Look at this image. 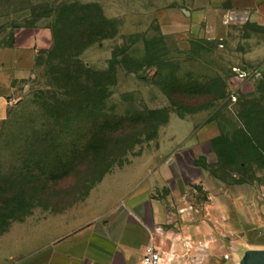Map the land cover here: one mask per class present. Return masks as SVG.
<instances>
[{
  "label": "rangeland",
  "instance_id": "rangeland-1",
  "mask_svg": "<svg viewBox=\"0 0 264 264\" xmlns=\"http://www.w3.org/2000/svg\"><path fill=\"white\" fill-rule=\"evenodd\" d=\"M72 3L100 6L105 17L118 27L115 38L96 42L79 56L86 66L104 71L113 52L127 51L117 58V81L110 88L107 103L117 113L144 107L170 109L169 99L157 84L172 75L184 83L208 87L202 91L204 99L215 95L216 81L220 79L226 84L225 98L211 107L190 114L172 111L169 123L158 129L156 138L135 146L123 159V165H114L110 172L124 169L142 153H152L161 136H164L161 144L183 140L194 123L192 138L199 141L198 155L210 152L209 141H213L212 149L217 147L219 151L220 160L208 154L212 164L209 171L232 185H241L236 182L250 185L264 200V156L256 153L250 156L243 149L238 152L233 147L234 139L241 142L237 133L241 110L248 114L250 125L252 121L264 125L258 121H264V16L255 10H234L229 0H0V52L10 48V37L17 30L34 28L45 31L39 53H46L53 43L52 27L57 16L64 6ZM146 42L160 51L158 73L155 67L145 65ZM191 42L195 44L192 46ZM126 61L137 74L127 72L122 64ZM45 71L41 66L27 79L12 83V108L0 132L3 172H11L40 129L41 97L48 90ZM204 102L188 96L181 99L187 110ZM202 159L199 157L194 162L198 165ZM64 184L58 190L69 194H63L66 196L57 204L63 208L73 199L74 180ZM200 195L197 189L190 196ZM251 222L264 230V210L251 214Z\"/></svg>",
  "mask_w": 264,
  "mask_h": 264
},
{
  "label": "crops",
  "instance_id": "crops-1",
  "mask_svg": "<svg viewBox=\"0 0 264 264\" xmlns=\"http://www.w3.org/2000/svg\"><path fill=\"white\" fill-rule=\"evenodd\" d=\"M229 3L264 16V0ZM44 32L21 28L0 52V132L12 83L32 74ZM195 129L192 123L173 143L161 144V136L152 153L106 174L83 200L59 211L35 206L9 222L0 233V264H143L150 245L171 264H236L242 248H264V230L251 224V214L264 210L262 196L198 166L199 157L212 166L208 154L218 156L212 141L210 152L198 155ZM197 189L200 197L190 196Z\"/></svg>",
  "mask_w": 264,
  "mask_h": 264
},
{
  "label": "trees",
  "instance_id": "trees-1",
  "mask_svg": "<svg viewBox=\"0 0 264 264\" xmlns=\"http://www.w3.org/2000/svg\"><path fill=\"white\" fill-rule=\"evenodd\" d=\"M117 35V25L106 18L96 4L72 3L64 6L57 16L50 49L38 53L35 59L34 69L41 66L46 69L44 78L48 88L47 94L41 97L40 129L34 133L26 152L17 159L11 172L0 170V233L9 222L30 214L36 205L59 211L86 198L114 165H123V159L135 146L156 138L158 129L168 123L172 111L195 113L225 98L226 84L220 79L216 81L215 95L204 99L202 91L208 87L184 83L172 75L157 84L169 99L170 109L144 107L117 113L108 108L110 88L117 81V58L127 51L113 52L104 71L86 66L79 56L92 44ZM13 42L11 36L10 47ZM194 44L191 42L192 46ZM160 60V51L146 42L145 65L155 67L158 73ZM122 64L127 72L137 74L127 61ZM186 96L205 102L187 110L181 105V99ZM238 115L242 119L237 128L241 142L234 139L233 147L238 152L243 149L250 156L254 153L264 156V125L253 121L250 125L248 114L243 110ZM214 151L220 160L217 147ZM198 166L208 171L212 167L205 159ZM69 179L74 180L73 201L64 208L58 207L63 196L69 194V191L59 192Z\"/></svg>",
  "mask_w": 264,
  "mask_h": 264
},
{
  "label": "water",
  "instance_id": "water-1",
  "mask_svg": "<svg viewBox=\"0 0 264 264\" xmlns=\"http://www.w3.org/2000/svg\"><path fill=\"white\" fill-rule=\"evenodd\" d=\"M236 264H264V248H242Z\"/></svg>",
  "mask_w": 264,
  "mask_h": 264
},
{
  "label": "built area",
  "instance_id": "built-area-1",
  "mask_svg": "<svg viewBox=\"0 0 264 264\" xmlns=\"http://www.w3.org/2000/svg\"><path fill=\"white\" fill-rule=\"evenodd\" d=\"M264 198V194H263ZM143 264H171L170 260H164L160 252L154 246H148L142 258Z\"/></svg>",
  "mask_w": 264,
  "mask_h": 264
}]
</instances>
